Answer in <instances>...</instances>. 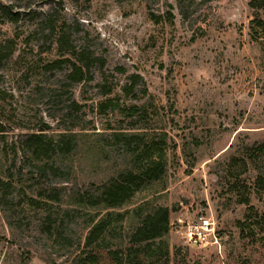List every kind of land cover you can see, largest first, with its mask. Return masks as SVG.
<instances>
[{"label":"rangeland","instance_id":"rangeland-1","mask_svg":"<svg viewBox=\"0 0 264 264\" xmlns=\"http://www.w3.org/2000/svg\"><path fill=\"white\" fill-rule=\"evenodd\" d=\"M0 1L23 13L15 23L0 16V181L9 184L0 186V264L75 263L90 212L73 201L130 165L117 133L165 136L167 173L130 207L147 200L169 209L170 264H264V194L250 193L251 208L239 204L229 172L232 159L248 165L241 183L264 172V154L255 156L264 143V30L255 21L264 10L250 9L252 0H62L61 11L57 0ZM48 12L53 34L40 26ZM167 12L172 23L150 20ZM63 21L71 49L104 61L90 81L68 78L70 56L56 42ZM34 134L71 139L57 172L28 161L22 142ZM199 212L218 245L183 239L179 221Z\"/></svg>","mask_w":264,"mask_h":264},{"label":"trees","instance_id":"trees-1","mask_svg":"<svg viewBox=\"0 0 264 264\" xmlns=\"http://www.w3.org/2000/svg\"><path fill=\"white\" fill-rule=\"evenodd\" d=\"M57 3L61 11L63 1L57 0ZM248 7L254 11L264 10V0H252L248 3ZM20 15L23 13H14L12 6L0 1V16L6 22L15 23ZM149 17L156 24L172 23L174 19L170 12L163 17L153 14ZM255 24L264 30L263 21L256 20ZM54 25L56 21L49 12L40 21L42 31L47 30L50 34L54 33ZM70 30L71 26L64 21L61 22V35L56 41L59 52L70 56V59H66L71 65L68 78L77 84L90 81L91 66L96 62H100L103 66L104 61L87 49L80 51L71 49L68 37ZM62 62L55 61L52 65L57 66ZM136 79V76H132L131 84L122 87L127 97L133 94ZM102 88L105 90L104 95H110L114 89L105 86ZM138 111L137 107L128 109L131 116ZM113 137L119 142L123 154L130 158V165L109 180L91 185L83 195L78 194L73 201L80 210L90 212L82 251L76 257L74 264H170V250L166 240L170 231L169 209L147 200L130 207L138 194L148 186L161 182L167 173L165 136L155 135V138H149L147 135L135 133H117ZM64 138L55 140L45 134L28 136L22 142L28 151L30 158L28 161L36 163L41 174H46L48 171L57 172L59 169L55 159L70 154L73 149L71 139ZM258 154H264V143L255 147V156ZM234 164L240 169L235 175L232 174ZM229 167L233 180L230 190L236 193L239 204L248 207L251 192L258 196L264 194V172H259L252 184L247 185L240 181L241 176L247 173L246 161L232 159ZM0 186H9V184L0 181ZM55 195L53 191L46 194V198L53 201L56 200ZM24 200V203L30 207H38L41 203L33 197H24ZM4 240L0 237V242Z\"/></svg>","mask_w":264,"mask_h":264},{"label":"built area","instance_id":"built-area-1","mask_svg":"<svg viewBox=\"0 0 264 264\" xmlns=\"http://www.w3.org/2000/svg\"><path fill=\"white\" fill-rule=\"evenodd\" d=\"M179 223L184 228L182 236L187 245L202 248L218 245L214 227L209 220L205 219L203 213L196 214L193 222L179 221Z\"/></svg>","mask_w":264,"mask_h":264}]
</instances>
